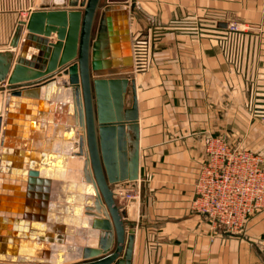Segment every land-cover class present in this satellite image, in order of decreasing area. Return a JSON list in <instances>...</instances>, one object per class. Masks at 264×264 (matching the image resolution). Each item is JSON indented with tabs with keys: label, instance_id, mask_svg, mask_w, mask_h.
<instances>
[{
	"label": "crops",
	"instance_id": "1",
	"mask_svg": "<svg viewBox=\"0 0 264 264\" xmlns=\"http://www.w3.org/2000/svg\"><path fill=\"white\" fill-rule=\"evenodd\" d=\"M45 2L0 0V52L11 50L19 21H28ZM130 3L140 170L138 190L114 191L127 214L128 199H138L132 264H264V209L250 215L239 234L192 210L209 136L264 157V0ZM230 21L245 29L234 40L218 26ZM49 39L57 41V34ZM139 40L149 41L150 64L136 71ZM29 48L27 59L38 58L40 50ZM12 51L11 70L20 49ZM132 96L129 89L126 110ZM1 109L0 143L7 137L9 146H0V255L74 258L76 241L91 236L82 225L87 217L76 211L79 199H89L90 186L83 178L84 158L76 156L78 121L68 78H57L37 97L12 101L6 90Z\"/></svg>",
	"mask_w": 264,
	"mask_h": 264
},
{
	"label": "water",
	"instance_id": "2",
	"mask_svg": "<svg viewBox=\"0 0 264 264\" xmlns=\"http://www.w3.org/2000/svg\"><path fill=\"white\" fill-rule=\"evenodd\" d=\"M133 8L130 0H46L28 21H19L11 50L0 52V115L6 90L12 101L37 97L57 78H68L78 121L76 156L84 158L83 178L90 186L89 199H79L76 211L87 217L82 225L91 233L87 240L76 241L83 249L76 247L74 258L51 262L0 255V264H132L138 199H128L127 214L114 190H138L140 132L128 20ZM218 26L226 29L227 23ZM25 30L28 34L22 39ZM52 33L57 34L55 42L49 39ZM29 47L40 50L32 61L27 59ZM16 49L20 53L11 70ZM32 68L36 71L31 72ZM42 82L31 90H17ZM129 89L132 105L126 110ZM1 122L0 117V132ZM7 140L0 146H9ZM6 153L3 149L1 159ZM91 242L96 246L86 247ZM47 255L45 250L43 257Z\"/></svg>",
	"mask_w": 264,
	"mask_h": 264
},
{
	"label": "built area",
	"instance_id": "3",
	"mask_svg": "<svg viewBox=\"0 0 264 264\" xmlns=\"http://www.w3.org/2000/svg\"><path fill=\"white\" fill-rule=\"evenodd\" d=\"M235 21L226 31L235 39L244 27ZM148 41L135 45V69L148 66ZM264 209V159L243 147L217 139L206 145V157L195 185L192 210L206 216L227 233L239 234L255 211Z\"/></svg>",
	"mask_w": 264,
	"mask_h": 264
},
{
	"label": "rangeland",
	"instance_id": "4",
	"mask_svg": "<svg viewBox=\"0 0 264 264\" xmlns=\"http://www.w3.org/2000/svg\"><path fill=\"white\" fill-rule=\"evenodd\" d=\"M236 22V21H235ZM237 23H239V22H237ZM240 24V23H239ZM241 25V24H240ZM243 28V27H242ZM194 29H196V28H194ZM148 41V40H147ZM148 43H149V41H148ZM147 61H148V66H149V64H150V60H149V54H148V56H147ZM147 66V67H148ZM146 67V68H147ZM145 68V69H146ZM144 69V70H145ZM255 111H257L256 109H255ZM217 139H219V140H221L222 142H225L226 144H229V145H232V143H229V140L228 139H226L225 137H222V136H209L207 139H206V142H205V157H206V145H210V143L212 142V141H215V140H217ZM235 146V145H234ZM237 146V145H236ZM254 152V151H253ZM256 153V152H255ZM256 154H258V155H260L259 153H256ZM263 159H264V157L262 156V155H260ZM205 157H204V159H205ZM195 185H196V183H195ZM194 189H195V187H194Z\"/></svg>",
	"mask_w": 264,
	"mask_h": 264
},
{
	"label": "bare ground",
	"instance_id": "5",
	"mask_svg": "<svg viewBox=\"0 0 264 264\" xmlns=\"http://www.w3.org/2000/svg\"><path fill=\"white\" fill-rule=\"evenodd\" d=\"M121 192H122V191H121ZM121 192H120V193H121ZM122 194H124V193H122ZM122 197H124V196L122 195ZM130 198H131V197H130Z\"/></svg>",
	"mask_w": 264,
	"mask_h": 264
}]
</instances>
